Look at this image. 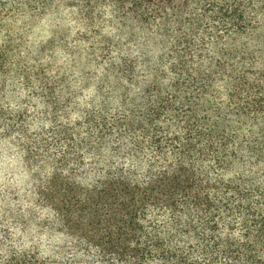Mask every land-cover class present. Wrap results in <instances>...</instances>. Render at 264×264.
Here are the masks:
<instances>
[{
  "label": "trees",
  "instance_id": "trees-1",
  "mask_svg": "<svg viewBox=\"0 0 264 264\" xmlns=\"http://www.w3.org/2000/svg\"><path fill=\"white\" fill-rule=\"evenodd\" d=\"M26 4L0 0V36ZM117 4L159 32L160 48L173 58L169 84L163 61L146 57L143 83L126 62L119 74L139 93L119 89L120 110L112 117L106 99L98 113L59 125L61 104L49 97L55 126L48 139L31 140L24 113L12 118L2 106L12 72L6 35L0 138L19 130L30 169H50L35 195L89 264H264V0ZM197 57L207 68L190 71ZM217 80L225 99L219 104L211 98ZM53 149L63 151L58 159L48 156ZM86 157L91 174L82 173ZM0 249V264H73L1 241Z\"/></svg>",
  "mask_w": 264,
  "mask_h": 264
},
{
  "label": "rangeland",
  "instance_id": "rangeland-1",
  "mask_svg": "<svg viewBox=\"0 0 264 264\" xmlns=\"http://www.w3.org/2000/svg\"><path fill=\"white\" fill-rule=\"evenodd\" d=\"M117 5V0H29L8 22L9 32L0 36V46L7 35L12 79L2 106L12 118L24 113L31 140L48 139L55 126V114L46 105L49 97L61 104L59 125L80 122L88 110L98 113L106 99L112 117L120 110L119 89L139 93L129 76L119 74L126 62L134 66L139 82L149 81L146 57L163 61L165 84L173 79L167 67L173 58L160 48L155 26L136 14L117 11ZM262 48L252 46L253 51ZM212 58L218 57L213 53ZM189 61L190 71L199 64L207 68L199 57ZM216 82L211 98L219 104L225 99L221 81ZM24 138L19 130L11 139L0 138V241L57 263L89 264L56 213L35 195L39 182L45 183L51 172L38 164L30 169L20 148ZM61 152L53 149L48 156L58 159ZM84 165L82 173L91 174L89 157Z\"/></svg>",
  "mask_w": 264,
  "mask_h": 264
}]
</instances>
